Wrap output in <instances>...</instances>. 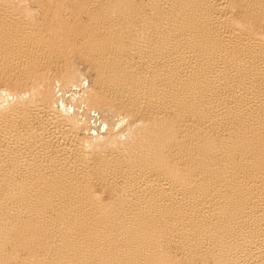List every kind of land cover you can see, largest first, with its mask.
<instances>
[{
	"label": "bare ground",
	"instance_id": "bare-ground-1",
	"mask_svg": "<svg viewBox=\"0 0 264 264\" xmlns=\"http://www.w3.org/2000/svg\"><path fill=\"white\" fill-rule=\"evenodd\" d=\"M22 1L0 0L1 87L28 89L0 102V264H264V0ZM77 55L83 103L133 133L86 140L37 97Z\"/></svg>",
	"mask_w": 264,
	"mask_h": 264
},
{
	"label": "rangeland",
	"instance_id": "rangeland-1",
	"mask_svg": "<svg viewBox=\"0 0 264 264\" xmlns=\"http://www.w3.org/2000/svg\"><path fill=\"white\" fill-rule=\"evenodd\" d=\"M33 1V2H32ZM69 1V0H68ZM71 1V0H70ZM25 2V3H24ZM28 2V3H27ZM22 3H23V6L25 7V8H27L28 6H29V9L31 8V11H33V12H31V15H33V13L34 14H36V16H39L40 15V8H41V5H40V2H37V0L35 1V0H28V1H26V0H23L22 1ZM36 3H38V4H36ZM65 3L66 4H68L69 2H67V0H65ZM25 4V5H24ZM26 5H27V7H26ZM34 5V6H33ZM36 10V11H35ZM67 10H70V8L69 7H67ZM73 59H74V63L75 64H72L71 65V62H73ZM71 58V62L69 63V65H71V67L69 66V68L68 67H66L65 65H64V63H59V65L61 66V68H62V72H60L61 71V68H60V66L59 65H57L56 67H59V69L57 68L56 69V67H55V70L54 69H52L51 70V74L49 73V77H51L50 79H55V81H51L50 79H47V80H45V83L44 82H42V83H40L41 85H40V88H39V90H37V97H38V95L39 94H41V93H43L44 91L43 90H45V89H47L48 91H50V89H51V87H53V86H51V85H54L55 84V86H57V87H55L54 86V88H52L51 89V91H52V93L54 94V92H56L55 94H56V98H58V104H60L59 106L57 105V110L59 111V110H61V109H63V110H66V111H69L68 113H70L71 115L72 114H74L73 112L75 111L76 112V116H77V114H78V116H77V125H80L79 127H82V128H80V135H82V137H84L85 136V138L84 139H86V140H90L92 137L91 136H93V138H95L94 136H98V138H103L105 135H106V133L109 131L108 129H109V127L111 128V129H113L114 127L116 128L114 131H117L118 130V132H121V133H123V135H126V134H128L127 133V130L126 129H128L129 130V128H130V132H129V134H131V133H133L134 132V128L135 127H138V125H140L141 123H138V121H140L139 119H141V117L142 116H144V115H142L141 114V116H140V114L139 113H136V118H135V115H133L132 114V116H134V117H132L131 116V114L130 113H128V115H126L125 114V112L126 111H124V112H122V108H121V110H118V109H120V107L118 106V105H116V106H114V104L112 105V106H114V109L112 108V106H111V104L110 103H112V102H109V104H104V103H102V102H104L103 100L104 99H102V101H101V99H100V101H101V103L102 104H104L103 106H101V103H100V105H99V103L98 104H95V105H99V106H94V104H92L93 105V107L90 109V107L92 106L90 103H83V99L84 98H86V97H84V95L86 96V95H88V93L89 92H93V90L92 89H95L96 88V86L95 85H92V84H95L94 83V79H96V78H94V75L96 76V73H95V71H97L96 70V67H95V70H94V65L93 64H91V62L89 61H86V59L85 58H83L82 56H80V55H77L76 56V58H75V56H74V58ZM62 64L67 68V70L69 71V70H72V72L73 71H76V72H78V69L77 68H79V71L80 72H78V73H76V72H73V73H75L76 75L75 76H78V78H76V80H83L82 81V83H81V81H74V78L75 77H72V76H74V74L73 75H71L72 73L71 72H69V73H71L70 75H69V73H68V71L66 70V68H64V66H62ZM66 64V63H65ZM67 65V64H66ZM79 65V66H78ZM93 65V66H92ZM75 66V67H74ZM71 68V69H70ZM75 68V69H74ZM66 70L64 73H63V71L64 70ZM56 71H59V72H56ZM54 72V73H53ZM65 73H67V74H65ZM81 73V74H80ZM63 74H65L66 76H63ZM78 74V75H77ZM81 76H80V75ZM53 76V77H52ZM56 76V77H55ZM68 76H70L69 77V79H71V77L73 78V79H71V83H69V79H65L66 77H68ZM80 76V77H79ZM56 78H58V79H56ZM67 80V81H65V80ZM50 80V81H49ZM72 80H73V82H75V84H73V82H72ZM4 81H6V82H4ZM43 81V80H42ZM3 82V83H2ZM8 82H10V80L9 79H3V77H1V79H0V87L2 86V85H4V86H7L8 87V85H9V83ZM54 83V84H52V83ZM11 83V82H10ZM67 83V84H66ZM69 83V84H68ZM42 84H44V85H42ZM71 84V85H70ZM81 84V85H80ZM46 85H50L51 87H46ZM60 87H59V86ZM80 85V86H79ZM92 85V86H91ZM10 86V88L11 87H13V84H11V85H9ZM45 87V89L43 88V87ZM90 86V87H89ZM42 87V88H41ZM93 87V88H92ZM6 89V90H4V89ZM10 88H8L9 90H10ZM24 87H22L21 89L20 88H18V89H20V90H18L17 88V90H16V93H17V91L19 92V93H22V92H26V91H28V89H23ZM64 88V89H63ZM79 88V89H78ZM88 88V89H87ZM91 88V89H90ZM0 89H2V90H0V102L1 103H3V104H8L9 103V99L6 97V91L8 90L7 88H5V87H1ZM14 89V88H13ZM10 90V91H15V90ZM23 89V90H22ZM22 90V91H21ZM47 90H45V91H47ZM87 90H91V91H89L88 93H86L85 91H87ZM21 91V92H20ZM39 91V92H38ZM40 91H42V92H40ZM58 91V92H57ZM96 91V90H95ZM94 91V92H95ZM12 92V93H13ZM96 92H98V91H96ZM2 93V94H1ZM5 94V95H4ZM54 94V95H55ZM3 95V96H2ZM97 96H98V94H97ZM37 97H35V98H37ZM3 98H5L6 100H4ZM60 99V100H59ZM80 101V102H79ZM78 103L80 104V105H78ZM78 106H77V105ZM84 104V105H83ZM75 105V106H74ZM87 105H89V107L87 106ZM91 105V106H90ZM107 105V108L105 107ZM110 105V106H109ZM61 106V107H60ZM62 106H64V107H62ZM66 106H67V108L68 109H66ZM69 106H70V108H69ZM72 106V107H71ZM90 109H88V108ZM103 107V108H102ZM111 107V108H110ZM116 107V108H115ZM118 107V108H117ZM60 108V109H59ZM73 108V109H72ZM79 108V109H78ZM104 108H106V109H104ZM71 110V112H70V110ZM104 109V110H103ZM89 110V111H88ZM121 111V113L120 112H118V111ZM59 112H61V111H59ZM88 112V113H87ZM112 113V114H111ZM116 113H117V115H116ZM120 113V114H119ZM87 114V115H86ZM106 114H108V115H106ZM130 114V115H129ZM137 114H139V116L137 115ZM75 115V114H74ZM103 115L105 116V117H103ZM110 115H112V119L109 117ZM113 115H114V117H113ZM117 116V118H116V116ZM73 116V115H72ZM75 116V117H76ZM120 116V117H119ZM124 116V117H123ZM128 116V117H127ZM86 117V118H85ZM125 117H127V118H125ZM131 117V119H129ZM104 118V119H103ZM106 118H108V119H106ZM135 118V119H134ZM109 119H111V120H109ZM117 119V120H116ZM80 120V121H79ZM106 120V121H105ZM108 120V121H107ZM138 120V121H137ZM142 120V119H141ZM144 120V119H143ZM141 121L142 123L143 122H145V120L144 121ZM83 121V122H82ZM115 121V122H114ZM128 121H130V122H128ZM137 123H136V122ZM108 122V123H107ZM81 123V124H80ZM107 123V124H106ZM110 123V124H109ZM131 123H135V124H133L134 126H129L128 128H126L128 125H132ZM106 124V125H105ZM109 124V125H108ZM128 124V125H127ZM138 124V125H137ZM96 125V126H95ZM107 125H108V127H107ZM119 125V126H118ZM122 125H123V129H124V132L126 133V134H124V132L123 131H120V130H123L122 129ZM136 125V126H135ZM112 126H114L113 128H112ZM126 126V127H125ZM133 127V128H132ZM89 128V129H88ZM121 128V129H120ZM132 129V130H131ZM136 129V128H135ZM91 130V131H90ZM126 130V131H125ZM132 131V132H131ZM104 135V136H103ZM88 136L90 137V138H88ZM87 137V138H86ZM106 137V136H105ZM93 145V147L95 146L94 144H92ZM94 187H95V189H96V191H98L99 193H101L103 196H104V198L105 199H108L109 197H110V191L107 193V192H105V191H103V187H101V185L100 184H96V186L94 185ZM102 188V189H101ZM105 190V189H104ZM103 191V192H102Z\"/></svg>",
	"mask_w": 264,
	"mask_h": 264
}]
</instances>
